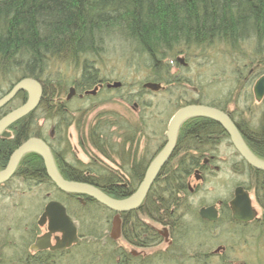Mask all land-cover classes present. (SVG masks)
I'll return each instance as SVG.
<instances>
[{
    "label": "trees",
    "instance_id": "1",
    "mask_svg": "<svg viewBox=\"0 0 264 264\" xmlns=\"http://www.w3.org/2000/svg\"><path fill=\"white\" fill-rule=\"evenodd\" d=\"M114 38L127 43L147 60L146 66L153 71L148 81L165 84L174 82L168 61L176 65L179 54H190L197 49H225L223 52L229 54L233 63L230 71L236 88L227 92L225 100L199 101L226 111V104L234 96L243 94L247 100L253 99L252 85L264 74V0H0V76L8 85L22 78L40 81L43 87L40 119L52 123L49 133L41 125L40 135L30 129L19 131V138L11 145L0 144V169L10 157L9 149L18 146L15 141L25 140L28 133H38L48 143L64 178L92 185L114 199H124L137 189L162 147L151 152L148 141L138 154L140 143L147 136L149 119L142 117L133 124L116 112L102 111L93 122L87 123L82 118L92 108L74 111L70 108L71 100H60L69 86L82 93L109 82L100 77L97 62L107 41ZM60 63L73 64L79 69V75L69 82L57 71L53 72L51 68ZM141 94L127 95L125 100L131 102ZM235 111L241 116L239 108ZM245 111L251 114L252 120L238 124V128L256 156L264 160V108L257 122L249 106ZM73 125L84 151L86 145L91 146L106 160L118 162V168L113 169L96 157H90L87 163L76 159L67 137ZM227 138L223 129L207 117H195L181 125L173 156L145 201L137 210L121 214V233L126 243L149 246L157 242V234L139 218L141 214L143 218L168 222L179 229L175 245L181 251L166 262L156 259L159 257L156 255V264H186L191 258L200 262L197 253L193 257L188 255L193 249L205 246L207 240L197 226L199 222L192 207L182 196L188 193L186 184L200 156ZM191 150L199 154L189 153ZM14 177L20 182L38 181L41 187L51 186L57 194L69 199L76 197L55 187L36 153L26 154L20 160ZM48 195L45 194L44 200L55 197ZM87 200L86 207L77 203L78 208L71 207L70 211L78 221L82 237L74 247L75 256L71 252L59 258L45 255L40 264H53L54 259L65 264L74 261L75 264H137L130 253L122 255V249L109 235L115 212L88 197ZM188 216L192 221L186 220ZM8 233L0 227V249H10L8 246L15 249V254L20 253V264L35 260H25L26 240L21 238L18 243L11 238L9 241ZM5 237L8 238L3 240ZM257 238L264 239V231Z\"/></svg>",
    "mask_w": 264,
    "mask_h": 264
},
{
    "label": "rangeland",
    "instance_id": "2",
    "mask_svg": "<svg viewBox=\"0 0 264 264\" xmlns=\"http://www.w3.org/2000/svg\"><path fill=\"white\" fill-rule=\"evenodd\" d=\"M223 50L225 49L221 48V50H216V48H214L208 49L207 51L197 49L191 51L190 54L188 52L179 54L176 57L177 62L179 63L178 59H183L187 63V67H183L180 64L181 67H178V63L175 65V63H170V60L168 61V64H171L170 75L173 76L177 71H180L177 77L174 78V82L170 84L162 83L167 88L165 91L145 92L141 88L142 84L148 82V79L153 76L151 67L145 64L147 60H144L143 56L140 57L133 47L121 41L119 38L110 39L105 45L104 52L98 57L97 66L100 70V77L108 80L109 82L107 83L121 82L124 86L119 88L121 90L116 91L117 89L114 88L106 89L104 85L97 95L86 96L82 99L77 97L72 99L70 108L74 111L92 108L87 114V117L85 119L82 118L83 122L86 121L87 123L93 122L94 118L102 111L116 112L125 119L130 120L133 124L137 123L142 117H144V119H149V129L146 130L148 138L146 136L144 141L140 143L138 154L140 156L148 141L150 142L149 148L151 152H154L165 140L168 122L171 115L178 107L184 106L188 104L189 101L191 102L196 99L203 102L216 99L225 100L228 94L227 92L231 91L232 88L235 90L236 86L232 82L234 79L230 71V69H233V63L229 54L224 53ZM51 70L53 72L57 71L59 75L68 79L69 82L73 81L76 76L79 75V69L73 64L68 65L60 63L52 67ZM8 86L7 81L0 76V94L7 90ZM193 87L199 89V92L194 93L192 91ZM139 92L142 94L132 99L131 102L125 100L127 95L133 94L134 97L139 94ZM68 93L69 92H66V94L60 97L61 102L65 101ZM235 97L236 96L232 98L233 104L231 103L228 106L229 110H233L236 106L240 108L249 106L254 112V120L260 117L264 108V103L256 101L254 97L251 100H247L243 94L239 97ZM236 100H238L237 103H235ZM248 115L251 116V114H247V116ZM41 125H43L46 133L50 132L52 126L51 121H46L41 118L40 126ZM86 130L87 128L85 131ZM67 137L72 149V154L76 159L87 163L90 157H96L109 167L113 169L118 168V162L115 164L106 160L91 146L86 145V151H84L83 147L79 144V133L75 125L69 128ZM220 148L219 158L224 159V161L218 163L222 168L225 167V161L230 163L232 161L233 163L239 160L235 152L232 151L233 148L228 141L224 140ZM231 177L232 176H228V179L223 181L225 184L226 180H232L230 187H232L234 183L236 184L238 181L240 182L244 179V177ZM196 183L197 181L194 179L191 180L192 185ZM219 183L220 184H217L220 186L222 185L224 187L223 189L218 188L217 190L216 185L215 188L213 185L207 187V190H210H206L209 202L218 193H221V191H226L225 185L221 184V182ZM50 187L40 186V188H37V186L35 187L33 185L32 188H30L18 179L13 180V183L9 185L0 187V227L6 224L5 228L9 231V236H11L9 237V241L11 238H15L14 242L16 241L18 243L21 242V238L26 240L24 243H29L31 241L29 229L36 221L39 212V202L40 213L42 211L46 201L44 200L45 194H53L55 196H50V199L55 198L63 202L68 201L66 195L57 194L56 189ZM228 192L229 189L223 196L227 195ZM200 202V199H198V201L196 200V205L199 206ZM8 205H10L12 209L4 210L3 207ZM186 220L192 221L191 216H188ZM9 227L10 230L7 229ZM161 227V225L158 226V228L162 230L163 228ZM44 232L45 228H40V233L42 234ZM109 235L118 244L123 245L126 250L130 251L134 249L133 246H130L123 240L120 220L117 215L112 218V227ZM204 237L202 239L203 243L205 242ZM6 238L8 237H5L3 240ZM206 240L207 242L210 240L209 244L211 242L214 244L212 246L208 244V251L214 250L219 243L223 246L231 247L230 249L228 248L230 251L228 250L227 256H229V260L234 262L233 264H264V239L250 236L241 237L238 230L237 233H235L233 228L223 226L213 230L210 234L207 232ZM8 247L10 249H4V247V250L0 249V264H20V253L15 254L17 251L10 246ZM165 247L166 244H161L151 249L150 252L162 250ZM198 248L193 249L188 256L193 257L195 253H198L200 250ZM76 251L77 249H73L70 255L75 256ZM220 257H214V259L207 263H203L202 261L201 263H196V259L191 258L186 264H224L223 258ZM226 261H228V259ZM60 263L65 264L63 261H60ZM75 263L76 261L72 262V264Z\"/></svg>",
    "mask_w": 264,
    "mask_h": 264
},
{
    "label": "flooded vegetation",
    "instance_id": "3",
    "mask_svg": "<svg viewBox=\"0 0 264 264\" xmlns=\"http://www.w3.org/2000/svg\"><path fill=\"white\" fill-rule=\"evenodd\" d=\"M179 64L183 67H187V63L183 59L179 60ZM180 65H177V66L179 67ZM179 73H180V71H177L175 74H173L172 79L174 80V78L177 77V75ZM22 79H24V78H22ZM22 79H19L16 82L9 85L8 89L3 91L0 94V98L4 97L6 94H8L12 90L14 85H16ZM38 82L40 83V81H38ZM158 83H161V82H158ZM107 84L108 83L105 84L106 89H113V88H107ZM253 85H252V89H251L252 94H253ZM103 86H104L103 84H98L97 86H95L98 89L95 91L94 95H97L100 92V90H102ZM123 86L124 85L122 84L119 88H122ZM162 86H164V85L162 84ZM71 87L72 86H70L69 89ZM119 88H114V89H119ZM166 89H167L166 86H164L163 89H161L157 92L165 91ZM145 90L150 91L148 89H144V91ZM69 91L70 90H68V92ZM192 91L194 93L195 92L198 93L199 89L193 87ZM84 92L79 93L78 90L76 89V93L69 100H67V97L65 100L70 101V100L74 99L75 97L82 99L86 96H94L92 94L85 95ZM150 92H153V91H150ZM80 94H83V96L80 97L79 96ZM28 96H29L28 90H26V89L20 90L8 103H6L3 107L0 108V119H2L4 116L8 115L9 113H11L14 110L23 106L26 103ZM253 97H254V94H253ZM254 99H255V97H254ZM260 102L264 103V98ZM231 103L233 104V101ZM231 103L226 104V106H227L226 111H224V110H222L216 106H213V107H216V108L220 109L221 111L225 112L226 114H228V116L232 119V121L234 122V124L236 125L237 128H238V124H244V122H246L248 120L249 121L252 120V119L250 120V118L252 116H250V115L247 116V112L245 111L246 107L240 108L239 106H236L233 110H229L228 106ZM191 104L208 105V104L203 103V102L200 103L199 99L192 100L191 102L189 101L188 104H186V105H191ZM209 106H211V105H209ZM181 107H183V106H181ZM181 107H178L176 110H178ZM238 108H239V110H241L240 112H242L241 116H240L239 112L235 111ZM175 111H174V113H175ZM172 115H171V117H172ZM192 118H195V117H192ZM192 118H189V119H192ZM185 122H183L182 124H184ZM256 122H257V120H256ZM258 124H260V123L259 122L254 123L253 126L256 127ZM181 125H180V127H181ZM167 127H168V125H167ZM180 127H179V129H180ZM29 129L37 131L40 135V103L33 111L29 112L28 114L22 116L21 118L17 119L13 123H11L3 131L4 133H7V135H2L3 132H2V134H0V144L6 142V143L11 145L12 144L11 142L13 140H15L17 137L19 138V133H20L19 131L24 132L25 130L27 131ZM238 130H239V128H238ZM223 131H224V129H223ZM166 132H167V130H166ZM178 132H179V130H178ZM239 132H240V130H239ZM27 133L28 132L24 133V136H26ZM38 133H28V137L25 140L19 139V141H15V142H17L18 146L14 150L9 149L8 152L10 153V157H9L8 161L10 160L13 152L21 144L26 142L28 139H30V138H39L40 139V136L37 135ZM225 134L228 137L225 140L228 141V143L232 146V148H233L232 151L235 152V154L239 158V160H237L233 163H232V161H231V163L228 161H225L224 162L225 167L222 168L218 162L224 161V159L219 158V153L221 151L220 147L224 141L219 143L216 147L209 149L208 150L209 152L200 156V158H199L200 161L197 162L198 163L197 166H195V168H193L192 174L189 176L188 182L186 184L188 193L186 195L183 194L182 200H185L186 202H188L189 205L192 207L193 214L196 216V219H198V222H199L197 224V226L200 227L199 229L202 230V233L205 235V237L207 236V232H209V234H210L213 230L220 228V227H223V226L233 228L235 233H237V230H238L239 235L241 237H246V236L259 237L260 232L264 231V171L258 170L256 168L252 167L251 165H249L240 156V154L236 151V149L234 148L233 144L231 143L230 138L226 132H225ZM241 135H242V133H241ZM242 137H243L246 145L248 146V148L252 151V153H254L253 150L251 149V145L246 142L245 136L242 135ZM214 138H215V136H214ZM165 144H166V133H165V140L161 144L162 147L160 145V147H161L160 151L162 150V148L164 147ZM29 153H35V152H28L26 154H29ZM189 153H192L194 155L197 153L199 154V152L193 151V150L189 151ZM26 154H24L21 157V159ZM254 155H256V154L254 153ZM8 161H7V163H8ZM7 163H6V165H7ZM6 165L3 168H1L0 171H2L6 167ZM228 176H232L233 178L244 177V179H243V181H240V182L238 181L236 184L234 183V185L232 187H230L232 180H226L225 184L223 182L225 179H228ZM192 179L197 181V183L192 185L191 184ZM13 180H15L14 173L12 174V176L10 177V179L8 181L1 183L0 187H4L6 185H9L10 183H13ZM219 182H221V184H224L225 190L227 191L229 189V192L227 193V195L223 196V194L226 191H221V193H218L209 202L208 198H207V191H210V190H207V187L209 185H213V187L215 188V185H216L217 190H218V188L223 189L224 187L222 185L221 186L218 185V184H220ZM22 183H24L25 185H29V186L34 185L35 187L37 186V188H40V182H38V181H23ZM260 183H262L261 186L258 185ZM238 186L243 187L244 190L249 193V196L251 198L252 207L257 212V217L252 221L240 222V221H236L233 219V214H232V210L230 207V202L234 198L235 189ZM48 196H50V195H48ZM81 198H82V201H81ZM198 199H200V201H201L199 203V206L196 205V200L198 201ZM50 200H53V199L48 198L45 201L41 213L43 212L46 203ZM54 200H57V199L54 198ZM67 200L68 201H66V202H63V201H61V202L65 205V207L67 209V213L70 216H72L74 218V220L76 221V224L78 226V232H79L78 221L71 214L70 211H71V207L78 208L77 203H79V205L82 207H86L87 202H88L87 197H85V196L79 197V195H76V197H74V198L72 197L71 199L68 198ZM208 206H215V208H216L217 219L215 221H209L207 219H202L199 215L200 209L202 207H208ZM3 209L4 210L12 209V207L10 205H8V206H4ZM38 211L39 212L37 214L36 221L33 223L32 227L29 229V232H30L29 237L31 238V241L29 243H26V244L24 243L25 248H26L25 249V251H26L25 256L27 257V258L25 257V260H30V258L35 259L33 261H30V262L28 261L27 262L28 264H33V263L34 264L35 263L40 264V263H42V262H40V260H42V258L45 255H48V256L52 255L54 258H59L60 256H64L67 253H70L74 249V247L77 246L82 241L81 240L78 244H75V245L71 246L70 248L63 249V250H50V249L40 250V249H38L37 251H31L30 250L31 245L35 242V240L38 237H40L42 234H44L47 230V225L40 226V215H41V213H40V202L38 204ZM114 216H116V214ZM117 216L119 217L120 226L122 228V222L123 221H122L121 214H119ZM139 218L140 219L142 218L141 220L145 221V223L149 225V227L155 232L154 234H157V237H156L157 242L154 244H151L149 246H144V245L139 246L140 243L138 242V244H136V246H133L134 249H132L130 251L126 250V248L123 245H120L117 243L118 247H120L122 249L121 250L122 255L124 256V255H126V253H130L132 255V257L136 260L137 264H142L144 262L146 263V261H148V262L150 261L151 264H156V261H155L156 255L159 256V257H156V259L159 258L160 260H163V262H166L167 260L172 259V257H174L173 255L179 250L177 248V246L175 245V242L178 238L177 237L178 235H176V232H179V229L176 227H173L172 224L168 223V222H165V224H163V223H158L156 221H153L151 219L143 218V216L141 217V214H140ZM3 225H2V228H3ZM5 225H4V229H6ZM159 225L162 226L161 227V228H163L162 230L158 228ZM40 228H45V232L41 234ZM250 228H252V229H250ZM7 229H10V227ZM56 235H53L52 243L55 242L54 237ZM79 235L81 236L80 232H79ZM213 237H214V235H213ZM123 240H124V238H123ZM209 242H210V240H208V242L205 246L200 247V250L197 253V257L199 258L200 263H201V261L203 263L210 262L212 259H214V257H218V256L219 257L221 256L220 258H223L224 264H233L234 263L231 260H229V256H227V252L230 251L229 249L231 247L223 246V245H221V243H219V244L217 243L218 245L214 250L208 251V248H209L208 246L214 245L212 242L209 244ZM161 244H166V247L162 250H156L154 252H150L151 249H154ZM179 251H181V250H179ZM177 257H179V256H177ZM227 259H228V261H226ZM52 263L53 264H60V262L56 261V259H54L52 261Z\"/></svg>",
    "mask_w": 264,
    "mask_h": 264
},
{
    "label": "water",
    "instance_id": "4",
    "mask_svg": "<svg viewBox=\"0 0 264 264\" xmlns=\"http://www.w3.org/2000/svg\"><path fill=\"white\" fill-rule=\"evenodd\" d=\"M121 85V82L108 83L107 88H119ZM142 87L153 92H157L164 88L161 83L151 81L145 82ZM23 89L28 90L29 93L26 103L0 119V134H2L11 123L33 111L41 102L43 95L42 84L36 79L24 78L14 85L8 94L0 98V108ZM97 89L98 88L95 87L93 90H87L84 94L94 95ZM69 90L67 100L76 93L75 87H71ZM253 94L258 102L264 98V74L255 81L253 85ZM79 96L82 97L83 94ZM192 117H207L217 122L227 133L231 143L240 156L252 167L264 171V160L258 158L248 148L241 133L228 114L213 106L191 104L179 108L172 115L167 127L166 144L147 167L144 177L137 189L124 199L111 198L92 185L64 178L56 167L48 143L41 138H30L13 152L6 167L0 171V184L10 179L24 154L35 152L42 158L48 178L60 191L76 194L79 195V197H88L107 207L117 215L134 211L145 201L151 187L160 175V172L171 159L176 147L180 125ZM2 135H7V133L3 132ZM230 207L233 219L236 221L249 222L257 217V212L252 207L249 193L245 191L243 187L238 186L235 189L234 198L230 202ZM199 215L202 219H207L209 221H215L217 219L215 206L202 207L199 211ZM44 225H47V230L31 245V251H37L38 249L63 250L81 241L76 221L67 213L65 205L59 200L53 199L46 203L40 215V226ZM53 235H56L54 237V243H52Z\"/></svg>",
    "mask_w": 264,
    "mask_h": 264
}]
</instances>
